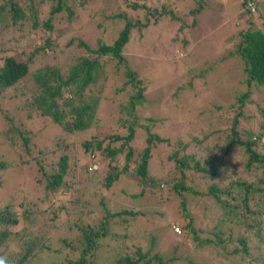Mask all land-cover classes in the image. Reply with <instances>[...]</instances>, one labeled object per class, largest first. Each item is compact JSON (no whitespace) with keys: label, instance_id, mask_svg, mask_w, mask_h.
Returning <instances> with one entry per match:
<instances>
[{"label":"trees","instance_id":"16d2710c","mask_svg":"<svg viewBox=\"0 0 264 264\" xmlns=\"http://www.w3.org/2000/svg\"><path fill=\"white\" fill-rule=\"evenodd\" d=\"M93 1L0 0V26H10L14 31L20 25L25 29L20 35L30 32L35 36L33 43L16 48L18 37L13 33V38L7 37L4 45H0V122L18 124L15 130L20 142L12 147L28 154L37 147L35 151L40 156L52 152L54 147L60 146L58 150H62L51 165H43L39 163L41 158L35 157L39 173L36 181L41 193L37 197L41 206L30 201L11 202L0 198V257H4L7 264H103L105 261V264H198L193 260L198 253L191 251L192 248L199 251L200 259L204 261L211 257L223 264L247 258V264H264V121L258 127L252 124L240 127L238 123L243 115L242 107L252 103L250 86L258 89L264 85V24L257 22L261 18L257 13L258 0L239 2L249 26L238 31L237 39L232 43L233 49L227 52V55L236 56L241 61L243 88L231 96L232 101L225 108L227 111L235 110V113L232 120L225 123L229 124L224 137V152L217 148L219 144L207 143V139L225 127L200 131L201 138L189 133V138L177 137L166 157L173 159L171 173L167 171L160 179L149 173L148 163L153 141L165 142V138L146 130L145 146L136 159L131 160L134 152L132 140L138 143L137 129L143 131L133 119L137 118L140 106L146 101L147 86L125 60L122 47L132 30L140 35L143 28L163 18L178 21L179 26L193 23L182 22L166 3L153 5L146 0H96L102 4L90 5ZM205 1L198 0L199 3ZM201 8L199 4L188 10L193 21L194 14ZM87 9H93V12L97 9L104 14L99 18L110 23H98L96 27L102 28L103 25L105 30L112 25L115 29L113 39L105 42L102 36L96 40V46H91L87 40L71 35L63 46L68 48L76 42L75 46L83 49L84 54L61 49L65 33L72 31L73 22L82 18L78 13ZM29 90L33 91L30 93L32 96L22 103L19 95H25ZM12 100L14 105L9 111L6 104ZM106 103L110 108L104 116L100 109ZM17 106L20 112L24 111L29 123L34 118H41L45 123L57 125L56 133L59 132L55 134L52 145L31 146L35 131L27 129L12 113ZM258 110L263 114L264 106ZM103 117L109 122L102 121ZM99 125L108 126V132H93L78 142L81 153L88 159L85 169L89 174L100 170L103 177L99 181L105 188L116 183L121 175H131L135 184L140 185L139 192L134 194L139 197L144 195L146 186L152 193L165 183L168 193L153 195V201L161 202L169 195L180 197L179 211L184 219L179 225L181 230L176 233L172 226L169 228L173 235L182 231L184 243H189L185 244L188 249L184 253L176 256L172 248L167 255L163 245L152 243L153 235L149 236L147 247L125 243V235L118 234L114 226L127 230L144 213V208L113 211L100 199L99 215L87 221L93 215L91 202L84 195L78 197L76 181L72 183L66 179L67 175L76 173L68 154L72 151L70 143L78 131ZM70 138L72 140L67 141ZM229 149H239L236 154L241 166L247 170V176L238 174L233 178L227 174L229 162L224 159V154ZM92 163L97 164V169L91 168ZM11 166V162L0 159V174ZM197 178L207 184L205 192L201 193L193 186ZM217 182L223 186L218 187ZM1 183L0 178V186ZM66 189L70 195H65L69 194L65 193ZM200 194L211 201L215 217L210 220L202 213L206 219L204 226H195L185 203L188 197ZM55 195L60 196L58 201L54 199ZM54 209L63 210L65 214L70 212L63 231H74V235H56L58 226L53 223L54 216H48L49 213L56 214ZM102 247L105 249L104 259H100ZM110 249V254H106Z\"/></svg>","mask_w":264,"mask_h":264},{"label":"rangeland","instance_id":"374dc122","mask_svg":"<svg viewBox=\"0 0 264 264\" xmlns=\"http://www.w3.org/2000/svg\"><path fill=\"white\" fill-rule=\"evenodd\" d=\"M146 1L153 5L166 3L174 9L182 22L193 23L192 25L179 26L178 21L163 18L157 23L143 28L140 35L137 31L132 30L128 40L122 47L125 60L137 76L143 78L147 86L145 93L147 104L145 101L140 106V113L137 114L135 120L133 119V122L137 126L140 125L145 133L137 129L136 136L139 142L135 143L132 140L134 152L131 155V160L136 159L137 154L145 146L144 136L146 130L162 139L165 138V142L153 141L155 145L151 146V158L148 159L149 173L160 179L167 171L171 173L173 159L169 158L168 160L166 157L172 151V143L177 137L183 138L188 136L189 133L201 138L200 131L204 130L205 132L206 129L225 127L216 136L212 137V135L211 138L207 139V143L219 144L217 148L224 152L226 148L224 137L228 132L226 126L229 124L225 123L230 122L235 113V110L227 111L225 108L227 103L232 101L231 96H235L243 88L240 80L242 78L241 61L236 56L227 55V52L233 49L232 43L237 39L238 31L246 29L249 25L245 22V17L239 7L241 0H206L204 3H199L198 0ZM92 4L100 6L102 3L95 0L90 5ZM199 4L202 8L194 14L193 21L188 10L197 5L199 6ZM258 6L257 13L261 15V18L257 19V22L264 24V0H258ZM100 15L104 16L97 9L94 12L93 9L79 12L78 16L82 18L79 22H73L72 31L65 33V38L61 41V49H66L70 53L84 54L83 49L75 46L76 42L68 48L63 46L71 35L87 40V43H91H88L91 46H96V40L102 38V36L105 42H110L114 37L115 29L110 25L103 30V25L110 22L104 20V18H99ZM98 23H103L102 28L100 26L96 27ZM114 25L118 26V23ZM23 32H25V29L20 25L16 26L14 31L10 26L2 27L1 25L0 45L6 42L7 37L13 38V33H15L16 38L18 37L16 48L33 43L34 33L26 32V34L20 35ZM59 60L61 61V58ZM203 68L205 71L200 72ZM250 89L252 90V103H247L242 107L243 115L238 120L240 127H246L250 124L258 127L264 121V113L262 114L258 110V108L264 106V85L258 89L253 88L251 85ZM31 91L29 90L25 95H19V100L22 103L23 101L26 102L31 95ZM12 102L13 100L8 101L6 104L9 111L14 105ZM215 106L225 111L218 110ZM109 108L110 104L106 103L100 109L102 115L105 116ZM13 110L12 113L17 115L27 129L30 128L35 131V134H32L31 146L37 145L40 147L45 143H48V145L54 143V136L59 132L56 133L57 125L45 123V120L41 118H34L29 123L25 119L24 111L20 112L18 106ZM148 118L150 120H147ZM103 119L104 117L102 121ZM104 120L109 122L108 119ZM17 125L0 122V159L9 161L12 164L8 170H4L0 174L2 180L0 198L11 202L23 200L38 203L40 199L37 196L41 193L40 188L37 186L39 182L36 181L39 173L37 172L38 164L35 157L41 158L39 163L51 165L62 150H58L60 146L54 147L52 152L40 156L35 151L37 147L29 154L22 149L12 147L20 142L18 132L15 130ZM93 132L95 134H105L108 132V126H93V128L87 130L78 131L75 140L67 139V141L72 140L70 143L72 151L68 155L71 165H75L76 173L75 175H67L66 179L72 183L76 181L77 188L75 192L78 193V197L84 195L89 198L93 215L88 217L87 221H91V217L95 219L99 215L97 210L100 207V199L106 205L109 204L113 211L144 208V213L127 230H123L121 226H114L113 229L119 232L118 234L125 235V243L147 247L150 241L149 236L153 235L152 243H157L159 246L163 245L167 255L171 253L172 248L176 256L184 253L188 249L185 244L189 243H184L182 231L180 234L173 235L169 228V226H172L173 230V226L177 225L179 227L184 221L179 211L180 197L169 195L161 202L153 201V195L168 193L165 183L155 188L157 190L152 193L148 192L149 187L146 186L143 196H134L139 192L140 185L135 184L133 177L127 174L121 175L122 177L110 187H103L99 181L102 179L103 174L100 170L91 172V174L87 172L84 165L88 162V159L83 156L78 144L80 138H88ZM216 137H219V139ZM166 139L168 142H166ZM11 141L12 144H9ZM203 143L205 144L206 141ZM31 146L29 145V148ZM238 151L239 149H229L228 153L224 154V159L229 162L226 166L227 174L233 178H236L238 174L247 176V170L241 166V160L236 154ZM206 185L205 182L197 178L193 186L202 193L206 191ZM217 186L222 187L223 185L217 182ZM63 189L64 187L61 191ZM152 189L153 187L150 188L151 191ZM65 193H69V189H66ZM65 195H70V193ZM54 199L58 201L60 196L55 195ZM38 206H41V203H38ZM185 206L188 209L189 216L194 219L195 226L198 224L204 226L206 219L201 215L202 213L208 215L207 217L210 220L215 217L211 209V201L201 194L188 197ZM54 211L56 212L55 215L49 213L48 216H54L53 223L58 226L56 235H74V231H63L70 212L65 214L63 210L54 209ZM179 229L181 230L180 227ZM173 231L178 233L175 230ZM108 242L111 243V240H108ZM101 249L100 259H104L105 249L104 247ZM111 250L106 254H110ZM191 251L198 253V257H193V260L198 264H222L219 259L216 260L211 257L204 261L200 259L199 251L192 250V248ZM105 263L106 261L103 264ZM247 263V258H244L229 260L223 264Z\"/></svg>","mask_w":264,"mask_h":264},{"label":"clouds","instance_id":"9594fccd","mask_svg":"<svg viewBox=\"0 0 264 264\" xmlns=\"http://www.w3.org/2000/svg\"><path fill=\"white\" fill-rule=\"evenodd\" d=\"M93 164H95V163L91 164V168H92ZM92 169H97V164H96V167L92 168ZM0 264H7L6 259L4 257H0Z\"/></svg>","mask_w":264,"mask_h":264},{"label":"built area","instance_id":"2783aa9c","mask_svg":"<svg viewBox=\"0 0 264 264\" xmlns=\"http://www.w3.org/2000/svg\"><path fill=\"white\" fill-rule=\"evenodd\" d=\"M96 164L92 165V168H95ZM173 230L177 231L179 233V228L177 226H173Z\"/></svg>","mask_w":264,"mask_h":264}]
</instances>
